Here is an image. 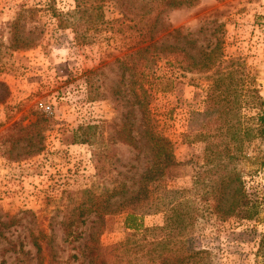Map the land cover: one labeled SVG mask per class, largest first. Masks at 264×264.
Here are the masks:
<instances>
[{
    "label": "rangeland",
    "instance_id": "1",
    "mask_svg": "<svg viewBox=\"0 0 264 264\" xmlns=\"http://www.w3.org/2000/svg\"><path fill=\"white\" fill-rule=\"evenodd\" d=\"M154 1L160 19L154 38L174 49L159 53L142 69L145 52L129 57L145 44L144 33L130 28V19L140 25L139 17L124 13L115 1L104 4L99 29L79 42L54 17V12L73 10L74 0H0V80L9 88L0 104V264H36L33 243L41 230L47 264H87L84 243L90 236L110 262L124 251L120 243L129 232L125 214L100 210L97 202L120 182L136 192L153 161L150 137L138 106L132 105V90L140 83L148 93L154 130L173 147L174 164L164 169L162 181L176 192L174 202L190 201L200 210L197 215L187 213L185 205L174 210L183 239L201 251L196 264H260L256 252L264 233L263 144L255 138L246 141L236 162L252 217L219 218L208 207L210 189L196 188L198 171L205 167V142L193 139L191 125L194 111L205 108L211 76L231 58L245 67L247 88L258 89L264 97V0ZM15 20L30 46H10ZM216 45L210 70L189 71L180 65L188 58L200 60ZM132 64L135 71L129 68ZM98 67L102 95L90 101L84 74ZM40 111L48 117L41 151H29L24 141L11 146L3 140L11 125L29 126ZM240 114L247 121L256 110L243 106ZM86 123L97 124L112 141L103 176L94 166L92 148L74 141L76 128ZM124 123L132 129L133 143L117 133ZM120 202L114 197L104 205L115 209ZM169 219L168 211L140 218L147 228Z\"/></svg>",
    "mask_w": 264,
    "mask_h": 264
},
{
    "label": "trees",
    "instance_id": "2",
    "mask_svg": "<svg viewBox=\"0 0 264 264\" xmlns=\"http://www.w3.org/2000/svg\"><path fill=\"white\" fill-rule=\"evenodd\" d=\"M109 1H115L124 13L139 17V26L135 20L130 19L133 24L128 27L139 29L141 33H144L143 37L146 40H143L144 46L136 49L129 57L133 58L140 52H145V63L142 69L149 67L159 53L166 54L165 50L174 49L169 45H161L163 43L160 39L154 38V32L160 20L154 0H74L73 10L66 14L54 12L56 23L62 29H71L75 39L82 42L87 33L98 30L103 23V6ZM162 1L163 5H174V0H161L159 5H162ZM20 32V21L15 20L10 27L11 47L24 48L31 45L27 43L28 41L25 42ZM215 49L217 45L204 53L200 60L188 58L185 64L180 61V65L189 71H208L215 64V57H213ZM101 68L87 70L84 74L86 94L90 101L102 95ZM129 68L134 71L137 69L134 64ZM143 71L141 70L138 74H143ZM246 85L245 67L239 59L231 58L222 68L216 69V75L211 76V84L203 100L205 108L202 111H194L195 116L191 125L192 130H195L193 139L205 142V167L198 171L196 188H200L201 191L207 186L210 189L209 200L206 199L209 201L208 207L211 213L219 218L231 215L242 218L252 217L247 208L245 193L242 192L241 171L236 162L243 155V145L246 141L255 138L264 147V97L258 89L247 88ZM132 95V105L138 106L144 130L152 143L153 161L141 175V183L136 192L129 191L124 183L120 182L109 194L98 197L97 203L100 210L125 214V226L129 232L126 239L120 243V250L124 251L116 254L111 262L99 254L94 242L96 238L90 236L84 243L87 264H196L201 251L191 246L188 238L183 239L185 233L180 231V225L174 221V210L181 205H185L186 212H191L193 215H197L200 210L196 204L191 205L190 201L174 202L176 192L162 181L164 169L174 164L171 141L154 130L147 106L148 93L141 83L138 87H134ZM8 96L9 88L4 81L0 80V104H4ZM243 106L254 108L256 115L247 121L243 120L240 114ZM47 126L46 114L41 111L36 112L34 123L23 127L15 122L6 130L3 140L11 146L24 141L25 145L30 147L29 151L37 153L42 150L43 145L40 144V140ZM126 126L127 124L124 123L117 133L124 142L133 143L132 129ZM73 137L74 141L88 144L92 148L94 166L102 176L105 175L106 160L111 158L112 141L104 137L100 127L93 123L79 125ZM259 166L264 168V150ZM210 182L211 185H208ZM114 197L121 199L119 206L112 209L110 203L104 205L106 200ZM162 211L170 212L168 223L151 228L143 227L140 220L143 215ZM148 233L152 235L150 238ZM37 238L38 240L36 239L33 243L37 249L36 264H47L43 244L39 241V239H45L42 230ZM256 254L260 257V264H264V233Z\"/></svg>",
    "mask_w": 264,
    "mask_h": 264
}]
</instances>
